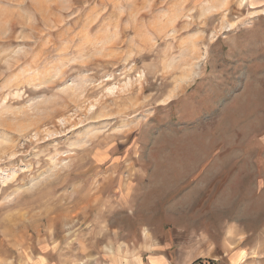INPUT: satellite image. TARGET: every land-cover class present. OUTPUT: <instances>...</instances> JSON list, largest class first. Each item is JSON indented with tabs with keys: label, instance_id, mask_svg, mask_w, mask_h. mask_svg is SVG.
<instances>
[{
	"label": "rangeland",
	"instance_id": "rangeland-1",
	"mask_svg": "<svg viewBox=\"0 0 264 264\" xmlns=\"http://www.w3.org/2000/svg\"><path fill=\"white\" fill-rule=\"evenodd\" d=\"M0 264H264V0H0Z\"/></svg>",
	"mask_w": 264,
	"mask_h": 264
},
{
	"label": "trees",
	"instance_id": "trees-1",
	"mask_svg": "<svg viewBox=\"0 0 264 264\" xmlns=\"http://www.w3.org/2000/svg\"><path fill=\"white\" fill-rule=\"evenodd\" d=\"M208 262H210V261H208ZM210 263H212V262H210Z\"/></svg>",
	"mask_w": 264,
	"mask_h": 264
}]
</instances>
